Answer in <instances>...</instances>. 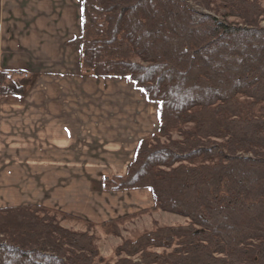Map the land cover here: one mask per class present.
<instances>
[{"label":"trees","instance_id":"1","mask_svg":"<svg viewBox=\"0 0 264 264\" xmlns=\"http://www.w3.org/2000/svg\"><path fill=\"white\" fill-rule=\"evenodd\" d=\"M263 12L258 0L83 1L82 73L126 78L160 107L158 132L104 187L149 188L153 211L188 219L125 242L115 264H264ZM23 91L1 75L0 95ZM58 214L0 209V264H105L95 235Z\"/></svg>","mask_w":264,"mask_h":264},{"label":"crops","instance_id":"2","mask_svg":"<svg viewBox=\"0 0 264 264\" xmlns=\"http://www.w3.org/2000/svg\"><path fill=\"white\" fill-rule=\"evenodd\" d=\"M83 1L0 0V77L24 88L0 95V209L39 206L98 226L154 207L151 189L104 182L127 175L160 107L126 78L82 73Z\"/></svg>","mask_w":264,"mask_h":264},{"label":"rangeland","instance_id":"3","mask_svg":"<svg viewBox=\"0 0 264 264\" xmlns=\"http://www.w3.org/2000/svg\"><path fill=\"white\" fill-rule=\"evenodd\" d=\"M258 3L264 10V0H258ZM191 7L201 10L209 14L212 12L196 7L191 3ZM221 19H223L221 17ZM231 22H237L242 25V22L239 18H229ZM260 26L264 27V12L260 14L257 20ZM81 36V35H80ZM80 47V46H79ZM82 57V55H81ZM173 138L179 139L180 134L177 132L173 133ZM166 140V139H163ZM65 215V216H63ZM60 220V224L74 231H89L91 234L95 235L96 244L100 250L102 258L105 260V264H115L118 256L117 249L127 241L136 240L140 235L145 232L155 230L160 226H176V225H185L188 219L167 212L162 211H147L138 215H132L129 217H123L124 219H116L113 223L102 224L98 226L91 225L82 221L81 219L60 213L57 215ZM151 251H163L162 249H151ZM138 261L139 258L136 257Z\"/></svg>","mask_w":264,"mask_h":264}]
</instances>
